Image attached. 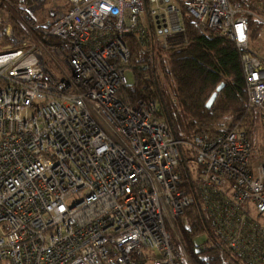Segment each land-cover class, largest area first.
Here are the masks:
<instances>
[{"label":"built area","instance_id":"obj_1","mask_svg":"<svg viewBox=\"0 0 264 264\" xmlns=\"http://www.w3.org/2000/svg\"><path fill=\"white\" fill-rule=\"evenodd\" d=\"M182 9L235 44L264 132V58L239 3L64 0L0 47V264H194L180 226L195 250H224L217 264H264V140L238 127L177 139L154 102L119 97L127 37L176 42Z\"/></svg>","mask_w":264,"mask_h":264},{"label":"trees","instance_id":"obj_2","mask_svg":"<svg viewBox=\"0 0 264 264\" xmlns=\"http://www.w3.org/2000/svg\"><path fill=\"white\" fill-rule=\"evenodd\" d=\"M175 1L181 6L184 0ZM229 1L239 3L244 12L251 47L250 41L257 40L264 30V0ZM8 4L14 15L9 18L14 37H30L31 26L36 22L24 8L31 0H8ZM181 15L184 34L166 47L153 41L145 50L138 36L127 37L131 55L126 68L131 72L133 84L119 91L120 99L132 104L137 100L154 102L158 109L155 118L165 122L177 139H210L238 127L252 141L259 116L246 107V86L238 49L222 35L199 30L183 9ZM8 42L6 38L0 45ZM222 83L213 105L206 108V102ZM188 159H193L192 154L184 155L181 177L183 188L192 190ZM202 227L213 236L207 221ZM180 231L194 264L219 262L223 249L215 248L208 253L195 250L190 244L193 233L182 226Z\"/></svg>","mask_w":264,"mask_h":264},{"label":"rangeland","instance_id":"obj_3","mask_svg":"<svg viewBox=\"0 0 264 264\" xmlns=\"http://www.w3.org/2000/svg\"><path fill=\"white\" fill-rule=\"evenodd\" d=\"M63 4H64L63 0H31V4L27 7H25L24 10H25V13L30 18H32L36 23L45 24L46 22H48V20H50L52 12H56V11L61 10V7L63 6ZM169 4L177 6L181 9V6L175 0H169ZM11 12H12V10L10 8V5L8 4V0H0V17L2 18V21H3L2 27L0 28V42L5 41L6 38H8L10 41L6 44L0 45V47L12 45L11 37L9 38L6 36L7 32H12L13 38H15L14 34H13L12 26L9 23V18L14 16ZM165 33H166L165 29L160 30V32L157 30L153 31V34L155 37V42H157L159 44V38H157V34H159L160 39L163 40ZM29 38L30 37H28V39ZM15 39H17V38H15ZM250 44H251V49H253L262 58H264V30L259 35L258 39L255 41H250ZM45 57H46V59H48L47 56H45ZM57 64L58 65H56V67L52 66L54 69L53 71H57L58 69L60 70L59 66H61V64L59 63V61H57ZM52 67L50 66L51 69H52ZM61 68H63V67L61 66ZM125 77L127 79L128 85H132L133 84V77L131 75L130 70L125 71ZM262 128L263 127L261 126L260 121H257L255 130L253 131V134L251 136L253 141H257L258 143H260L264 140V132H263ZM180 233H181V231H180ZM183 242H184V240H183ZM190 244H191V242H190ZM184 245H185V243H184ZM191 246H192V244H191ZM185 247H186V245H185ZM186 250H187V248H186ZM187 252H188V250H187Z\"/></svg>","mask_w":264,"mask_h":264},{"label":"water","instance_id":"obj_4","mask_svg":"<svg viewBox=\"0 0 264 264\" xmlns=\"http://www.w3.org/2000/svg\"><path fill=\"white\" fill-rule=\"evenodd\" d=\"M223 85H224L223 83L220 84V85L216 88L215 92L212 93V95L210 96L209 100H208V101L206 102V104H205V107H206V108H210V107L213 105V103H214V101H215V99H216L218 93H219V92L221 91V89L223 88Z\"/></svg>","mask_w":264,"mask_h":264}]
</instances>
